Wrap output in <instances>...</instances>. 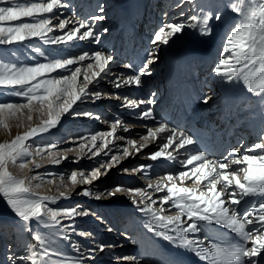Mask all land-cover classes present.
<instances>
[{
	"label": "snow or ice",
	"instance_id": "snow-or-ice-1",
	"mask_svg": "<svg viewBox=\"0 0 264 264\" xmlns=\"http://www.w3.org/2000/svg\"><path fill=\"white\" fill-rule=\"evenodd\" d=\"M187 2L193 4L194 0ZM0 4L4 5L0 6V44L22 43L32 38H39L46 44L66 43L74 39L92 40L96 43L100 41V34L96 33L87 21L75 18L59 19L58 10L67 7L64 0H0ZM228 7L242 19L226 34L221 58L212 68V73L220 77L222 82L242 83L248 93L264 101V0H232ZM99 12L101 15H93L91 20H103V5L99 6ZM25 17L31 18V21L5 24L21 21ZM54 19H59L57 25H53ZM213 19L219 22L222 17L219 13L213 16L211 12L201 9L184 21L165 23L154 32L151 43L167 46L173 37L183 34L185 29L198 31L202 37L211 36L210 21ZM70 23H74V27L65 35L49 37V33L54 29L64 31ZM82 29L84 31H81ZM158 59L159 55L155 49L148 51L139 68L125 64L124 68L130 69L132 74L117 77L112 83L117 89L133 85L140 87L141 78L152 75L150 66ZM85 60L91 62L83 65V68L71 67L80 65ZM112 61L111 54L95 51L68 59H53L33 66L0 63V88L12 89L9 94L23 101H0V129L10 132V121H15L17 127H27L26 131L17 134L10 141L0 142V196L19 218L24 230L31 231L33 222L48 229L47 234L35 232L32 237L35 243L27 247L25 255L16 258L25 264H84L85 259L94 260L95 253H103L106 248L113 247L103 243L97 244L95 248L88 249L90 255L87 257H83V254L69 257L58 247H53L55 238L70 241L71 225L65 224L64 221L87 217L92 213L80 206L59 208L50 205L56 204L61 198L69 199L80 185H92L118 166L122 159L139 154L150 142L164 141L159 150L146 156L154 162L161 158L176 160L180 150L195 143L191 135L170 128L164 122L155 127H148L146 134L140 137L142 142L118 137V127L125 132L132 127L119 120L111 123L110 131L79 137L77 148L60 151L57 144L36 143L35 137L43 136L60 126L62 118L67 115L100 119L91 112L76 111L74 106L86 99L95 102L112 98L105 93L90 90V85L99 83L103 78L102 73L107 75L105 70L109 69ZM58 70H62L63 74L52 77L51 74ZM155 95L156 93L151 94L153 98ZM153 98L136 100L127 96H115V99L122 100L124 106L129 108L152 105ZM211 99L210 95L204 96L200 102L208 104ZM34 115L39 119V123L31 126ZM139 118L155 120L150 108L142 110ZM117 139L126 142L120 155H111L109 159L98 162V167L88 170L76 169L67 177L59 175V183L52 173L47 174L52 176V179H44L24 172L29 164L34 168L42 167L37 158L47 160L52 165H60L69 160L70 152L76 156L73 163L84 157L93 160L102 152L107 156L111 151L109 145L114 144ZM255 149L264 150V134L261 135L259 143L249 147L242 154L233 148L223 159L210 157L203 151L193 152L180 161L185 170L175 174L168 173L160 177L155 185L149 181L147 188L125 189L117 185L110 191L101 192L83 188L76 192V195L94 197L99 201L114 198L117 193L126 191L132 205L147 218L145 227L149 232L194 253L206 264H264V151L255 153ZM233 165L243 167L233 168ZM151 167L152 165H139L122 171L140 172L146 176ZM12 168H18L20 174L14 173ZM31 171L32 169H29V173ZM189 180L192 181L193 187L184 186ZM33 181L38 182L34 184ZM45 186H54L55 194L42 195L39 190ZM48 190L51 191V188ZM152 193L165 194L157 200L153 198ZM245 197L261 199L254 202L245 200ZM242 201L246 205L243 208L239 207ZM165 205H168V208H165ZM233 205L237 207H232ZM171 209L176 210L175 214L166 215ZM201 222L204 225H219L239 239L235 242L211 241L205 244L207 236H200L203 231ZM71 231L75 232V229ZM76 234L81 237L91 235L85 232ZM189 234L193 238H189ZM72 247L80 253L75 244H72ZM121 259L134 262L136 258L124 256Z\"/></svg>",
	"mask_w": 264,
	"mask_h": 264
},
{
	"label": "bare ground",
	"instance_id": "bare-ground-1",
	"mask_svg": "<svg viewBox=\"0 0 264 264\" xmlns=\"http://www.w3.org/2000/svg\"><path fill=\"white\" fill-rule=\"evenodd\" d=\"M68 2L71 4L74 0H66L65 4L69 5ZM75 2L77 4L73 7L74 10L70 9V12L65 8L60 9L62 12H60L59 19L64 16L65 19L85 20L88 23H94L92 27L96 31H99L103 26H107L108 31L102 32L99 48L101 52L106 53L105 51H107L106 54L113 56V61L109 65L110 71L109 69L105 70L107 73L105 75L107 77L106 82L102 85L100 82L103 80L100 79L99 83H94L90 88L99 92L106 91L114 94V96H111L112 98L88 102V106L91 108L90 111L101 115L100 119H93V122L99 121L101 123V118L105 119L101 127L105 126L108 131H110L111 123L117 120L127 123L132 126L129 131L125 132L118 127L116 135L135 139L138 142H142L140 137L146 134L148 127H155L160 122H164L170 128L186 132L195 140L194 145L180 150L176 160L161 158L155 162L147 159L146 156L156 151L164 141L150 142L139 154L122 159L118 166L109 171L116 172L122 167L133 168L136 164L152 165L147 170L145 181L141 178L145 176L144 173L131 174L130 172V175H128L129 173H121V177L115 176L114 179V175H119L115 173L111 179L109 176L105 177L101 184L94 187L95 190L99 192L110 191L108 185L111 184L112 179H114V183L122 187L147 188L149 181L155 185L160 177L168 173L175 174L185 170L182 168L180 161L193 152L203 151L210 157L223 159L230 149L236 148L242 154L246 149L260 142V137L264 134V101L248 93L242 83L222 82L220 77L212 73V68L221 58L222 45L226 34L242 19L228 7L232 0H194L193 4H189L187 0H159L158 4L156 0H103L102 2L101 0H75ZM100 3L104 7L102 13L104 19L93 21L91 20L93 15H101L99 12ZM201 9L211 12L213 16L219 13L222 17L219 22L214 19L210 21L211 36L202 37L198 31L185 29L183 34L173 37L167 46H156L151 43L152 30L155 32L168 22L184 21ZM142 10L143 13H141ZM152 16H154L155 22H152ZM56 20L58 21V19H54L53 22ZM70 26H74V23H70L64 31L59 32L57 30L56 32H66L72 28ZM153 49L158 52L159 59L150 66L152 75L142 77L140 87L133 85L120 89L115 88L112 83L115 78L132 74V71L124 68V65L132 64L135 68H139L144 62L147 52ZM80 51L81 49L76 46L71 51L67 50L68 54L73 55L72 57L79 56ZM101 75L104 76L103 73ZM152 93H156L154 98L151 96ZM116 95L127 96L129 99H137L138 96L142 95L141 99L153 98L154 104L141 105L140 108H129L124 106L122 100L115 99ZM208 95L212 97L209 103H201V98ZM148 108L151 109L155 120H142L139 118L141 111ZM103 109L105 113L102 115L101 110ZM80 118L83 117L78 116L75 118V122H67L64 119L61 121L60 128L71 126L70 133L74 139L68 143H79V137L81 136H77V133L82 132L83 129L76 128V125H78L76 121H79ZM89 130H91V127H88L82 136L92 135ZM94 130L98 129L94 128ZM124 146H126L125 140L117 139L114 144L109 145L111 151L108 152V155L106 156L103 153L100 158L104 161L106 157L110 158L111 155H120ZM262 151L264 150L255 149V153ZM121 162L123 165H120ZM85 165L89 167L91 163L86 162ZM237 167H243V165H233V168ZM127 175L129 178L124 179V176ZM130 178L134 180L131 181ZM184 186L193 187L194 185L189 180L186 181ZM149 191L151 192V190ZM122 194L125 202L121 206L117 204L115 197L111 198L113 201L109 203L116 205H105L102 199L103 203L100 200L93 201L90 199L91 211H105L106 223L102 224V221H96L91 217L89 221H93V223L89 225L100 224V226L94 228L98 229L108 223V230L100 233L104 237L99 236V240L101 242L109 241L113 247H108L103 253H99V256H102L99 261L94 263V260L85 259L84 264H105L107 261L102 258L103 255L107 254H117L122 257L132 255L136 258L134 264H206L194 253L179 247L177 244H174L176 246V249H174L175 247L171 246L173 243L162 239V237H150L148 235L149 231L141 225L146 217L132 205L131 198L126 191ZM152 194L153 198L158 200V197L165 193ZM74 197L71 194L69 199L61 198L56 204L50 206L62 208L73 207L76 203L80 204L81 198H76L75 204L71 205ZM259 199L261 197H245V200L254 202ZM245 206L242 201L239 207L243 208ZM115 207L123 210L127 208L128 215H122V211H118ZM232 207L237 206L233 205ZM165 208H168V205H165ZM175 212V209H171L170 212L165 214H175ZM3 215L8 226L19 220L11 209ZM71 221H74L76 226L83 222L82 217ZM34 224L35 222L32 226ZM201 224L203 225V231L200 236L201 238L207 236L205 244L211 241L235 242L239 239L235 237V234L228 232L221 226L204 225L203 222ZM75 237L77 238V236ZM110 237L111 240H109ZM158 238L160 243L156 242L159 241ZM189 238H193L191 234H189ZM31 241L33 244L35 243L33 239ZM6 242L9 243V240L6 239ZM86 245L87 248L92 247L89 243ZM86 253L90 255L88 251ZM171 253L173 256L178 257L177 263L171 259L173 256L169 257ZM83 257H85V254ZM120 263L133 264V262L122 259L117 264Z\"/></svg>",
	"mask_w": 264,
	"mask_h": 264
},
{
	"label": "rangeland",
	"instance_id": "rangeland-1",
	"mask_svg": "<svg viewBox=\"0 0 264 264\" xmlns=\"http://www.w3.org/2000/svg\"><path fill=\"white\" fill-rule=\"evenodd\" d=\"M102 1L103 0H101V2ZM64 3H66V0L64 1ZM76 4L77 3L74 0L73 3H71V4L69 3V5H67L68 7L65 8V10L67 9L70 12V9H73V7L76 6ZM100 5H102V3H100ZM111 5H113V4H111ZM0 6H4V5L0 4ZM58 11H59V13L62 12L60 9ZM60 19H65V17L61 16ZM30 21H31V18L25 17V18H22L21 21L5 22V24H8V23L17 24L20 22H30ZM152 22H155L154 16H152ZM58 23H59V19H58V21L57 20L54 21L53 25H57ZM89 24L93 26L94 23L89 22ZM70 27L73 28L74 26H70ZM72 28H70V29H72ZM106 28H107V26H103L99 31H96V30H94V31L96 33L100 34V37H101L103 30ZM57 30L60 32V30L56 28V29H54L53 32L49 33V37L54 38L56 36H62V35H65V33L67 32L66 31L63 33H58V32H56ZM81 31H84V30L82 29ZM153 31L154 30H152V33H151L152 35L154 34ZM151 38H153V37H151ZM95 43L96 42H94L92 40L80 41L79 39H74L72 41H69L66 44L57 43L54 45V44H46L43 42V40H41L39 38H32L31 40H26L22 43H13L11 45L0 44V63L16 64L18 66H22V65L33 66V65H36L38 63H46L49 60H53V59H68V58H72L73 55L68 54L67 50L71 51V49L74 46L81 49V51L79 52V55L83 54V52L84 53L85 52L93 53L95 51H101V49L99 48V43H97L96 45H95ZM36 49H39V51H36ZM105 52L107 53V51H105ZM89 62H91V61L85 60L82 64L72 65L71 67L74 68L77 66H81L83 68V65H86ZM61 74H63L62 70H58L57 72L52 73L51 76L55 77V76H58ZM102 77L103 78L101 80H103V81H101L100 83L103 85V83L106 82L107 77L105 75ZM81 79H82V77H81ZM90 88H91V85H90ZM90 90L96 91L93 89H90ZM11 91H12V89L0 88V101L23 102L20 98L15 97V96H11L9 94ZM101 93H105L106 96H109V95L114 96L113 93H109L106 91H103ZM142 97L143 96L140 95L137 97L136 100H139ZM89 101H92V100L86 99L83 102H78L77 105L74 106V110L79 111V112H91L90 111L91 108L88 106ZM101 111H102V115H103L105 113L104 109ZM91 113L95 114L96 116L101 117V115L100 114L98 115L97 112L96 113L91 112ZM106 113H108V112H106ZM77 117L78 116L67 115V116L63 117L62 119H64L67 122H70V121L75 122V118H77ZM80 117H82V116H80ZM93 119L94 118H84L83 117V118H80L79 121H76V124H78V125H76V128H82L83 129L82 132L77 133V136H82V134L85 131H87L88 127H91V130H89V132H91V134H96L99 132L108 131V129L105 126L101 127L102 126L101 124L104 123L105 119L103 120V118H101V123L99 121L93 122ZM10 123L12 125L10 132L7 130H4V129H0V142L10 141L17 134H22L24 131L27 130V127H17L15 121H10ZM38 123H39V119L34 115L33 121L31 122V126H35ZM124 124L128 125L127 123H124ZM98 126H100V127H98ZM70 127H71L70 125L67 127H62V128H60L58 126L57 128L52 129L49 133L43 134V136L35 137L34 140L36 143L43 142V143L57 144L58 150H60V151H63V150L68 149V148H77L78 144H79L78 142H77L78 144L77 143H68L70 140L73 141V139H74V137L70 133V130H71ZM94 128H96L98 130H94ZM31 142L32 141H29V143H31ZM97 143L99 144V140L97 141ZM157 150H159V148ZM101 154H103V152ZM68 156H69V160L62 162L60 165H52L47 160H41V159L37 158V162L40 163L42 165V167L34 168L33 165L29 164L28 168L24 169V172L28 173L30 175L41 176L44 179H52L53 178L52 176L47 175L48 173H52V174H55L56 182L59 183V179H58L59 175H64L65 177H67L68 175H70L71 171L76 170V169L88 170L90 168L98 167L99 166L98 162L102 161L100 156H98V157H95L93 160H89V159H87V157H84V158L80 159L78 162L73 163L72 161L76 158L75 153L70 152V153H68ZM107 159H109V158L106 157L105 160H107ZM86 162H88V163L90 162L91 165L89 167H87L85 165ZM120 165H123V163L121 162ZM138 165L136 164V166L133 168L138 167ZM29 169H32V171L30 173H29ZM122 169H125V167L120 168L119 171H116V172H108L107 175H105L104 177H100V179L98 181H95L92 185H80L76 188L75 192L72 193L73 196H75V197H74V200L71 202V205L75 204L74 202L76 201V198H81V203L80 204L76 203L75 205H73V207L80 206L83 209H88L90 211V213H92V214L87 216V217H82L83 222L79 223L78 226H76L74 224V221H64L65 224L71 225V228L69 229V232L71 234L70 235V241H63V240H59L58 238H55L56 243L53 245V247H58L60 251L64 252L69 257H76L80 254H83V255L85 254V257H87V256H89V254H87L86 251H88V249L95 248L97 244L103 243L105 245H112L109 241L101 242L99 240V236L104 237L100 233L102 231L106 232L108 230V226H107L108 223L105 225L106 227L101 226L98 229H94V228L100 226V224L98 225L95 223L93 225L92 224L89 225L90 223H93V221H89V219L91 217L94 218V220H96V221L97 220L102 221V224L106 223L105 217H104L105 211L98 210V212H92L90 209L89 201H90V199L93 201L96 199L94 197H84L81 195H76V192L81 191L83 188H91L94 192H99V191L95 190L94 187L101 184L102 180H104L105 177L109 176L111 179L115 173H117L119 175H114L113 176L114 179H115V176L121 177L122 176L121 173H129L128 175H130V172H123ZM127 169H132V168H127ZM11 170L14 173L20 174V170L18 168H12ZM131 174H133V173L131 172ZM128 175L124 176L125 177L124 179L129 178ZM141 178L143 179V181H145L146 176L141 177ZM114 179H112L111 184L108 185V189H110V190H112L113 188H115L117 186V183L113 182ZM130 179H131V181L134 180L132 178H130ZM37 182L38 181H33L34 184ZM49 188H51V191L48 190ZM123 188L128 189V188H133V187L124 186ZM39 191L42 195H54L55 194V187L54 186H45L44 188L40 189ZM115 199L117 200V204L120 206L122 203L125 202L122 192L117 193V195L115 196ZM102 200L104 201L105 205L106 204L116 205L113 203H109V202L113 201V199H111V197L106 198V199H102ZM102 200H100V201L103 203ZM102 206H103V204H102ZM62 208H70V207H62ZM115 208L118 209V211H120V212L122 211V215H128L127 208H126V210H123L122 208L119 209V207H115ZM9 210H10V208L7 205L6 201L3 199L2 196H0V264H25V262L19 261L16 258H18L21 255L26 254L27 247L29 245L33 244V242L31 241L32 240L31 236L33 237V234L35 232H41V233L47 234L48 229L44 228L43 226H37L36 224H34L32 226L31 231H26L22 227L21 222H19V220L15 221L13 225L8 226L6 221H5L3 214L8 212ZM76 218H78V217H76ZM144 223L146 224V218L143 219V221L141 223V225L143 227H145ZM91 226H92V228H91ZM213 226L216 227L219 225L213 224ZM72 229H75V232H72L71 231ZM79 232L90 233L91 235H89L87 237H81V236L76 234ZM150 233L151 232H149V234H148L150 237L156 236L153 233L152 234H150ZM133 235H135V233H133ZM75 236H77V238ZM6 239L9 240V243L6 242ZM85 239H86V241H85ZM109 240H111V237L109 238ZM156 242L160 243V239H159V241H156ZM88 243L90 246H92L91 248H87L86 244H88ZM72 244H75L80 249V253H77L73 249ZM171 246L173 248L175 247L174 249H176V246H174V243L171 244ZM99 253L100 252L95 253L94 263L101 259L102 256H99ZM172 256L173 255L171 253L169 257H172ZM131 257H133V256L131 255ZM121 258H122V256H118L117 254H114V255L113 254H107L105 256L103 255L102 259H105V261H107V263H105V264H117ZM171 259H173V262H175V263L178 262V257L176 255H174ZM120 264H124V263H120ZM133 264H134V262H133Z\"/></svg>",
	"mask_w": 264,
	"mask_h": 264
}]
</instances>
